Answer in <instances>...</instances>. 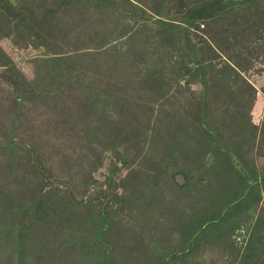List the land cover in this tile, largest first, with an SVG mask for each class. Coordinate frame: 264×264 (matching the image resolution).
I'll list each match as a JSON object with an SVG mask.
<instances>
[{
    "label": "rangeland",
    "instance_id": "rangeland-1",
    "mask_svg": "<svg viewBox=\"0 0 264 264\" xmlns=\"http://www.w3.org/2000/svg\"><path fill=\"white\" fill-rule=\"evenodd\" d=\"M0 264H264V0H0Z\"/></svg>",
    "mask_w": 264,
    "mask_h": 264
}]
</instances>
